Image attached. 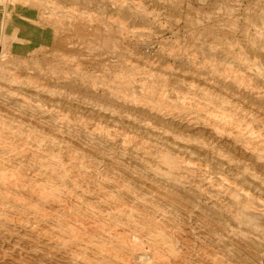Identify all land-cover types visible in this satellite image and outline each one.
<instances>
[{"label": "rangeland", "instance_id": "obj_1", "mask_svg": "<svg viewBox=\"0 0 264 264\" xmlns=\"http://www.w3.org/2000/svg\"><path fill=\"white\" fill-rule=\"evenodd\" d=\"M0 264H264V0H0Z\"/></svg>", "mask_w": 264, "mask_h": 264}, {"label": "bare ground", "instance_id": "obj_2", "mask_svg": "<svg viewBox=\"0 0 264 264\" xmlns=\"http://www.w3.org/2000/svg\"><path fill=\"white\" fill-rule=\"evenodd\" d=\"M2 49V48H1ZM156 251V250H155ZM146 253V252H145Z\"/></svg>", "mask_w": 264, "mask_h": 264}]
</instances>
